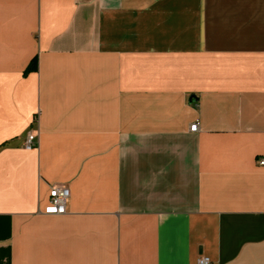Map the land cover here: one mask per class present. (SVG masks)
<instances>
[{
    "label": "crops",
    "instance_id": "1",
    "mask_svg": "<svg viewBox=\"0 0 264 264\" xmlns=\"http://www.w3.org/2000/svg\"><path fill=\"white\" fill-rule=\"evenodd\" d=\"M262 160L264 0H0V264H264Z\"/></svg>",
    "mask_w": 264,
    "mask_h": 264
},
{
    "label": "built area",
    "instance_id": "2",
    "mask_svg": "<svg viewBox=\"0 0 264 264\" xmlns=\"http://www.w3.org/2000/svg\"><path fill=\"white\" fill-rule=\"evenodd\" d=\"M199 128L198 122L191 126V131L195 132ZM36 134L30 131L26 137V147L33 148L36 146ZM263 164L264 161L262 160ZM71 196V190L67 185L55 184L50 189L49 204L46 206L44 213L48 215H63L66 214V204ZM211 260L207 256H201L197 260V264H210Z\"/></svg>",
    "mask_w": 264,
    "mask_h": 264
}]
</instances>
